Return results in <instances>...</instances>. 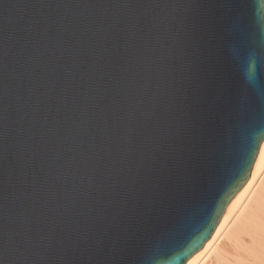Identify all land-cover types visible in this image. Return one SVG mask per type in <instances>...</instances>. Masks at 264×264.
<instances>
[{"label": "water", "instance_id": "obj_1", "mask_svg": "<svg viewBox=\"0 0 264 264\" xmlns=\"http://www.w3.org/2000/svg\"><path fill=\"white\" fill-rule=\"evenodd\" d=\"M264 141V0H0V264H185Z\"/></svg>", "mask_w": 264, "mask_h": 264}, {"label": "bare ground", "instance_id": "obj_2", "mask_svg": "<svg viewBox=\"0 0 264 264\" xmlns=\"http://www.w3.org/2000/svg\"><path fill=\"white\" fill-rule=\"evenodd\" d=\"M185 264H264V141L251 176L210 239Z\"/></svg>", "mask_w": 264, "mask_h": 264}]
</instances>
